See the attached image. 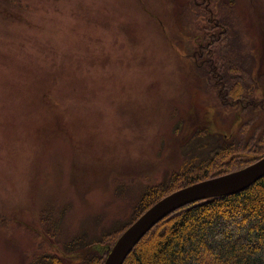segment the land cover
Masks as SVG:
<instances>
[{
	"label": "rangeland",
	"instance_id": "374dc122",
	"mask_svg": "<svg viewBox=\"0 0 264 264\" xmlns=\"http://www.w3.org/2000/svg\"><path fill=\"white\" fill-rule=\"evenodd\" d=\"M9 7L0 5V264H87L118 239L149 188L168 189L183 167H199L238 132L206 121L214 117L201 75L208 67L192 54L203 30L236 34L251 64L241 76L264 86V0ZM251 115L241 160L254 162L264 112ZM195 140L204 147L196 155ZM247 161L219 163L210 174Z\"/></svg>",
	"mask_w": 264,
	"mask_h": 264
},
{
	"label": "trees",
	"instance_id": "16d2710c",
	"mask_svg": "<svg viewBox=\"0 0 264 264\" xmlns=\"http://www.w3.org/2000/svg\"><path fill=\"white\" fill-rule=\"evenodd\" d=\"M19 3L20 0H0L3 9H8L10 6L8 12L16 8ZM1 12H6V10H1ZM231 26L235 29L233 22ZM213 28L216 30L221 26L217 23ZM203 31L210 32V30ZM213 33L214 36L220 35ZM221 35V41L223 38L227 41L225 46L220 51L218 50L219 58H216L215 66L219 68L226 87L234 88L240 83L237 74L249 68L251 64L249 58L244 56L239 37L235 43L232 41L236 39V34H229L228 31L223 30ZM197 52L199 56L203 53V57H206L205 48L203 52H200V47H198ZM250 79L258 80L250 74L241 76V82L245 81L246 84ZM195 135L196 133H192L189 138ZM185 143L187 141L183 144ZM193 144L199 146V148L192 147L194 150L192 153L195 152V155L196 150L204 149L197 140ZM259 150L260 146L255 155ZM214 152L210 160L204 161L197 168L188 167L184 170L185 167H183L175 176V183L168 189L149 188L142 196L144 197L142 206L138 208L132 221L123 225L115 234L120 233V237L136 219L166 195L213 178L210 170L219 163L227 162L225 167L231 168L239 160L247 161L228 159L226 148L216 149ZM257 156L260 158L264 156V145ZM246 163L241 168L253 162L247 161ZM82 241L83 239L73 242L71 247L81 246ZM106 254L107 252L97 257L92 256L87 264H104ZM124 264H264V178L243 192L192 204L175 212L158 224L140 242Z\"/></svg>",
	"mask_w": 264,
	"mask_h": 264
},
{
	"label": "water",
	"instance_id": "95a60500",
	"mask_svg": "<svg viewBox=\"0 0 264 264\" xmlns=\"http://www.w3.org/2000/svg\"><path fill=\"white\" fill-rule=\"evenodd\" d=\"M264 178V157L246 168L216 176L176 190L147 209L118 238L99 249L107 255L104 264H124L140 242L163 220L182 208L243 192ZM103 247V246H102Z\"/></svg>",
	"mask_w": 264,
	"mask_h": 264
},
{
	"label": "flooded vegetation",
	"instance_id": "af4514ba",
	"mask_svg": "<svg viewBox=\"0 0 264 264\" xmlns=\"http://www.w3.org/2000/svg\"><path fill=\"white\" fill-rule=\"evenodd\" d=\"M214 25H217V23H214ZM204 33H207L208 35ZM221 37V34L214 36L212 30H210L209 33L203 32L197 36L196 40L199 41L198 39H200V52H203V48H205L206 57H203V53L199 56V52L196 51L192 54V60H194L199 67H208L209 65L212 67L210 68L209 66L203 75L204 77H202L207 81V91L210 93V103L214 109L213 115L216 119H219V124L213 120L214 117L208 118L206 121L209 124L214 125L215 129L233 128L235 126L239 127L238 132L233 131L231 135H226L225 137H222V139L224 145L223 148L227 149L229 155L228 159H241V128L244 124L248 125L252 121V112L257 113L264 111V86L260 79H253L248 84H246L245 81L241 82L240 72L237 74L240 78V83L237 87H226V84L223 81V76L219 72V68L215 66L216 58H219L215 46L221 40ZM259 77H261V75ZM218 107H222L226 110H219ZM223 113L224 116H222ZM197 126L199 125L197 124ZM238 133L240 136L235 138V135ZM211 134L212 136H221L216 134L215 131H212Z\"/></svg>",
	"mask_w": 264,
	"mask_h": 264
}]
</instances>
